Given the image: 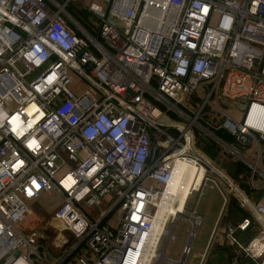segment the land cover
Returning a JSON list of instances; mask_svg holds the SVG:
<instances>
[{
    "label": "built area",
    "instance_id": "obj_1",
    "mask_svg": "<svg viewBox=\"0 0 264 264\" xmlns=\"http://www.w3.org/2000/svg\"><path fill=\"white\" fill-rule=\"evenodd\" d=\"M176 162L203 171L188 194L209 180L235 199L247 218L226 217V240L264 264V0H0V264H150ZM53 191L45 226L27 227Z\"/></svg>",
    "mask_w": 264,
    "mask_h": 264
},
{
    "label": "rangeland",
    "instance_id": "obj_2",
    "mask_svg": "<svg viewBox=\"0 0 264 264\" xmlns=\"http://www.w3.org/2000/svg\"><path fill=\"white\" fill-rule=\"evenodd\" d=\"M230 105L231 107L228 108L227 114L233 118H239L240 112L237 109V104L234 102H230ZM225 140L229 141L227 138H225ZM183 164L185 163L178 162L173 179L170 185L168 186L169 188H171L172 191L178 190L177 193L180 199L182 198L181 192L183 191L181 190V188L184 186V183L190 184L192 182V181L189 182L190 176L192 178L194 176H197L194 171L187 169L186 167L187 164L185 165ZM222 189L223 191H228L227 188L225 187H223ZM198 193L192 191L190 194H188L184 204V211L181 216L176 217L171 221L168 218V220L165 223V226L169 227V233L167 234V236L164 235L160 239L156 249L157 251L161 252V258L152 259L150 264H174L171 260L175 261L180 258L183 247L188 238V234L191 230V225L189 224L190 220L186 216L191 214V210H190L191 207H194L195 212L200 213L201 219L196 224L194 234L190 241L189 249L184 254V259L182 264L199 263L202 252L207 243L206 240L210 235V231H211L210 227L214 226L212 225L213 220L214 218H216L215 215L217 213V210L218 209L220 210L223 200L218 189L209 180H206L204 182L200 192ZM260 196H262V194H259L258 196L256 194L254 199H258ZM59 202H60V197L58 196V193L55 191L45 193L42 196H40V198L32 204L31 215L27 218L25 225L27 227H44L45 223L51 217V212L56 208ZM178 206L177 209L179 211L180 208ZM89 211L91 213H94L95 209L92 208ZM224 212L225 210L223 211L222 215L224 214ZM222 215L219 218L215 230V235L213 236L211 243V248L214 249L217 248V243L224 242V238L226 240V237L222 231V227L225 224V219L222 217ZM233 234L236 233L234 232ZM237 235L238 237H241L239 238L240 242L244 245L248 237H246L245 235L242 237L241 234H237ZM47 236H51V235L48 234ZM66 236L70 241L71 240L70 236L68 234H66ZM225 247L228 248V252H229V258L228 261L226 259V264H230V261L232 262L235 259L234 248L229 246L227 240L225 241ZM59 251L60 249H55L57 255L59 254ZM209 253L206 257L205 262L211 259L212 255L211 253L209 255ZM237 260L238 258H236V262H238ZM203 264H205L204 261Z\"/></svg>",
    "mask_w": 264,
    "mask_h": 264
},
{
    "label": "trees",
    "instance_id": "obj_3",
    "mask_svg": "<svg viewBox=\"0 0 264 264\" xmlns=\"http://www.w3.org/2000/svg\"><path fill=\"white\" fill-rule=\"evenodd\" d=\"M65 10L67 13L75 20L78 24H80L83 28L88 29L90 27V13L85 9L80 7L76 3H70L67 4ZM215 135L225 139H229V136L226 135L224 132L218 130L214 132ZM198 145L201 147V149L210 157H214L216 155V148L212 142L206 141L203 138L197 139ZM264 166V165H263ZM222 167L228 172V174L234 178V180L237 182L238 187L246 194L250 195L253 194L255 191L251 189L248 184L246 183V178L248 176V168L241 164L238 161H230L227 160L222 163ZM224 219L226 217H231L235 220H242L243 218H247V214L244 212V210L238 205V203L235 201L234 198L229 197L227 204H226V213L222 215ZM251 226V224H249ZM71 238V237H70ZM73 238H71L70 241H72ZM68 241V243L70 242ZM67 243V244H68ZM66 244V245H67ZM221 248L225 250V243H221ZM75 253H79V251H75ZM72 255H69L68 258L64 259L61 264H65L69 261Z\"/></svg>",
    "mask_w": 264,
    "mask_h": 264
},
{
    "label": "bare ground",
    "instance_id": "obj_4",
    "mask_svg": "<svg viewBox=\"0 0 264 264\" xmlns=\"http://www.w3.org/2000/svg\"><path fill=\"white\" fill-rule=\"evenodd\" d=\"M180 163H183V162H180ZM184 163L187 164L186 167L188 170L196 172L199 175L200 179L202 180L203 175H204L202 169L195 168L193 165L188 164L186 162H184ZM185 164H183V165H185ZM177 165H178V162H176L172 168L170 178L166 182L164 191L162 192V195H161V200L159 202L157 213H156L157 217L159 218V221L155 225L154 230L156 233H158V234L162 233L165 236H167V234L169 233V227L165 226L166 221L168 220V218L171 221L172 219L179 217L183 214L184 204H185L186 198L188 196V195L186 196V198L184 199V203H182L180 205V210L178 211V209H177V206L179 203V201H178L179 197L177 194L178 190L172 191L171 188L168 187L170 185L172 179H173ZM189 182H191V180H189ZM200 183H201V181H200ZM199 184H198V186H199ZM197 187L195 188L192 186L191 188L197 189ZM187 188H189V184H187ZM187 188H183V190H185V192H187ZM181 194H183V192H181ZM183 196H185V194H183ZM150 256L152 257V259H159V258H161V252L153 249L150 253ZM148 262H149V258L146 260L145 264H148ZM177 263H179V262H177Z\"/></svg>",
    "mask_w": 264,
    "mask_h": 264
},
{
    "label": "crops",
    "instance_id": "obj_5",
    "mask_svg": "<svg viewBox=\"0 0 264 264\" xmlns=\"http://www.w3.org/2000/svg\"><path fill=\"white\" fill-rule=\"evenodd\" d=\"M195 174L197 175V176H194L193 178L190 176V180L192 181L190 184H189V188H187V184L188 183H184V186L181 188V190L183 191V194H185V196H183V194H182V198L180 199H178L179 200V208H180V205L182 204V203H184V199L186 198V196L188 195V193H189V189L193 186V187H197L198 186V184L200 183V181H201V179H200V177H199V175L195 172ZM195 181V182H194ZM183 188H187V192H185V190H183ZM174 191V190H173ZM178 194V193H177ZM178 197H179V195H178ZM219 210V209H218ZM218 210H217V213H216V215H215V217L216 218H214V220H213V223H212V225H214L215 224V222H216V220H217V217H218V214H219V212H218ZM220 211V210H219ZM196 213H198V212H196ZM198 214H200V213H198ZM201 219V215H200V217H199V219L197 220V223L199 222V220ZM176 222V221H175ZM174 222V223H175ZM190 225H191V222L189 223ZM212 226L210 227V230L212 231ZM211 231H210V233H211ZM244 235V234H243ZM243 235H242V237H243ZM238 238H241V237H238ZM208 240V239H207ZM207 240H206V242H207ZM220 245H221V242L220 243H217V248H211V246H210V249H209V251L207 252V254H206V256H205V258H204V263L205 264H226V259H227V261H228V258H229V252H228V248L226 247V249L225 250H223V249H219V248H221L220 247ZM204 246H205V244H204ZM205 248V247H204ZM211 253V259H209L207 262H205V260H206V257H207V255H208V253ZM203 253V252H202ZM210 253H209V255H210ZM213 253V254H212ZM168 259V258H167ZM174 264H178L177 262H178V259L177 260H175V261H173V260H171ZM239 262V263H238ZM238 262H236V257H235V259L231 262L230 261V264L232 263V264H250L249 262H247V260H243V261H238Z\"/></svg>",
    "mask_w": 264,
    "mask_h": 264
},
{
    "label": "water",
    "instance_id": "obj_6",
    "mask_svg": "<svg viewBox=\"0 0 264 264\" xmlns=\"http://www.w3.org/2000/svg\"><path fill=\"white\" fill-rule=\"evenodd\" d=\"M228 199H229V197H228L227 195L224 196V201H223L222 206H221V208H220V211H219V214H218L217 220H216V222H215V224H214V226H213V229H212V231H211V233H210V235H209V237H208V240H207L206 246H205V248H204V250H203V253H202V255H201V258H200V261H199L198 264H203L204 258H205L207 252H208L209 249H210V246H211V243H212L213 236L215 235L216 226H217V224H218L219 218L221 217V215H222L224 209L226 208V204H227ZM192 208H193V207H191V209H192ZM191 209H190V210H191ZM185 215H186V214H185ZM186 216H187V218H188V219L190 220V222H191V230H190V232H189V234H188V238H187V240H186V242H185V245H184V247H183L182 254H181L180 258L178 259V262H179L178 264H182V263H183L184 254H185V253L188 251V249H189L190 241H191V239H192V236H193V234H194V230H195V227H196V220H195V217H193V216H191V215H186Z\"/></svg>",
    "mask_w": 264,
    "mask_h": 264
}]
</instances>
